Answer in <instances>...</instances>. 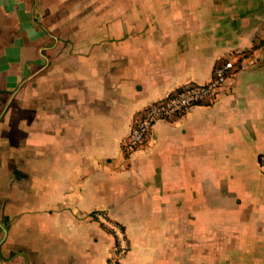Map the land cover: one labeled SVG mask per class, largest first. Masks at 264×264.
Masks as SVG:
<instances>
[{"label":"crops","instance_id":"crops-1","mask_svg":"<svg viewBox=\"0 0 264 264\" xmlns=\"http://www.w3.org/2000/svg\"><path fill=\"white\" fill-rule=\"evenodd\" d=\"M104 1L98 22L0 0L3 264H111L97 212L126 233L122 264H264V45L124 150L136 115L264 40V0Z\"/></svg>","mask_w":264,"mask_h":264},{"label":"built area","instance_id":"built-area-1","mask_svg":"<svg viewBox=\"0 0 264 264\" xmlns=\"http://www.w3.org/2000/svg\"><path fill=\"white\" fill-rule=\"evenodd\" d=\"M233 61L215 67L213 77L205 84L188 85L170 98L150 104L143 115L132 126L131 132L124 142V150L131 153L142 146L158 121L172 120L189 108L208 103L221 92L228 78L234 73ZM260 170L264 173V158L260 160ZM94 218L107 227L115 239L114 258L111 264H122V258L129 249L126 233L123 228L110 222L107 217L97 212Z\"/></svg>","mask_w":264,"mask_h":264},{"label":"rangeland","instance_id":"rangeland-1","mask_svg":"<svg viewBox=\"0 0 264 264\" xmlns=\"http://www.w3.org/2000/svg\"><path fill=\"white\" fill-rule=\"evenodd\" d=\"M48 5H50L51 7L53 6V2L57 1V0H46ZM68 1V0H67ZM87 5L80 1V0H70V5L73 6L74 8H76V11H84L86 10H91L93 13V20L94 21H101V17H99L100 13H102V11H104L106 9V6L104 4H102L101 0H86ZM63 5H65V2H61ZM103 3H108L106 1L103 0ZM84 4L83 7H81V5ZM55 5H58V3H56ZM112 6H115V0H113L112 2H109V8L111 10ZM66 8L65 7L64 10H58L57 12H47L50 13L48 21H46L47 24H53V21L56 24V21H58L59 19H62L64 17V15L66 14ZM46 13V14H47ZM55 13V14H54ZM79 13V12H78ZM80 19V18H79ZM79 21V20H78ZM64 24V23H63ZM3 105V106H2ZM2 106V107H1ZM5 108L4 102H2V104H0V114L3 113V110ZM2 119V117L0 118ZM3 227H4V223H3V218L0 219V250L3 249ZM0 264H3V261L0 259Z\"/></svg>","mask_w":264,"mask_h":264},{"label":"trees","instance_id":"trees-1","mask_svg":"<svg viewBox=\"0 0 264 264\" xmlns=\"http://www.w3.org/2000/svg\"><path fill=\"white\" fill-rule=\"evenodd\" d=\"M263 45H264V40H263L259 45H255V46L252 48V50H250V51H245V52H242V53L238 54V55H239V58H238L236 61L233 62V63H234V67H235L234 73H236V72L239 70L240 65H241V63H242V61H243L244 59L248 58L250 55L253 54V52H254L255 50H257L258 48H260V47L263 46ZM227 61H228V60H219V61L216 63V66H215V67H218V66H220V65H222V64H224V63H226ZM234 73H232V74H234ZM181 90H182V88L179 89V90H177V91H175V92H173V93H171L167 98H170V97L174 96L175 94L179 93ZM144 111H145V110H144ZM144 111H142L141 113H139L138 115H136L134 121L138 120V119L143 115Z\"/></svg>","mask_w":264,"mask_h":264}]
</instances>
